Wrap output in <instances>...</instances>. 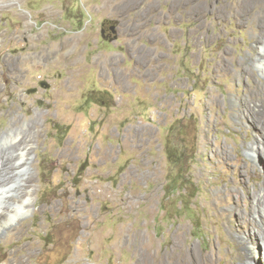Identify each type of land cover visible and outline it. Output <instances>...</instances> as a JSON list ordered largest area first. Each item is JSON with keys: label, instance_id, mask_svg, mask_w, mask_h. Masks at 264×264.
I'll return each instance as SVG.
<instances>
[{"label": "rangeland", "instance_id": "374dc122", "mask_svg": "<svg viewBox=\"0 0 264 264\" xmlns=\"http://www.w3.org/2000/svg\"><path fill=\"white\" fill-rule=\"evenodd\" d=\"M263 68L264 0L0 7V137L31 144L32 198L0 234V264H170L191 246L192 264H226L244 235L236 195L252 208L264 182L248 150Z\"/></svg>", "mask_w": 264, "mask_h": 264}, {"label": "bare ground", "instance_id": "6f19581e", "mask_svg": "<svg viewBox=\"0 0 264 264\" xmlns=\"http://www.w3.org/2000/svg\"><path fill=\"white\" fill-rule=\"evenodd\" d=\"M10 4L11 0L0 1V7ZM261 74L264 76V68L261 70ZM255 115L250 113L252 121L255 120ZM16 134L14 135L12 132L8 134L7 132L0 137L1 140L9 142V147H7L5 153L0 155V234L15 219L27 214L30 207L29 204L32 202L31 189L27 185L31 162V144L26 137H20V133ZM248 150L253 153L255 158L260 152L264 153L263 124L262 132L257 133V136L249 144ZM238 183L244 185V179L240 178ZM236 196L238 198L235 200L236 208L234 214H237V224L233 225L232 231H239L244 235H239L240 250L236 249L233 254L228 257L225 256L226 264H234L236 258H239L243 264H255L254 261L260 254L264 258V182L260 184V191L254 195V207L250 208V205L244 202L246 198L242 202V198L239 195ZM243 203L247 205L245 214L240 211V207L244 205ZM247 215L253 218L255 230L246 231L245 219ZM173 259L174 261L170 264L199 262L194 246L181 250L178 257L175 258L173 256ZM162 261L164 262L165 260L160 258L159 262Z\"/></svg>", "mask_w": 264, "mask_h": 264}, {"label": "flooded vegetation", "instance_id": "af4514ba", "mask_svg": "<svg viewBox=\"0 0 264 264\" xmlns=\"http://www.w3.org/2000/svg\"><path fill=\"white\" fill-rule=\"evenodd\" d=\"M120 23L112 24L109 23L107 25H102L101 26V33L103 34L104 38H108L110 36H115L118 34V27Z\"/></svg>", "mask_w": 264, "mask_h": 264}, {"label": "water", "instance_id": "95a60500", "mask_svg": "<svg viewBox=\"0 0 264 264\" xmlns=\"http://www.w3.org/2000/svg\"><path fill=\"white\" fill-rule=\"evenodd\" d=\"M30 91H33V92H35V90H30Z\"/></svg>", "mask_w": 264, "mask_h": 264}]
</instances>
